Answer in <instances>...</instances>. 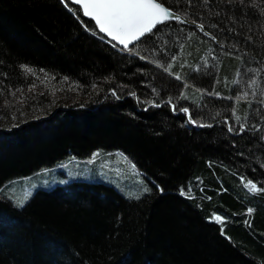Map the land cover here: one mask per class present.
I'll return each instance as SVG.
<instances>
[{
  "label": "trees",
  "instance_id": "1",
  "mask_svg": "<svg viewBox=\"0 0 264 264\" xmlns=\"http://www.w3.org/2000/svg\"><path fill=\"white\" fill-rule=\"evenodd\" d=\"M256 4L168 0L219 46L171 21L130 53L89 31L92 22L62 0H0V264L264 260V191L239 179L264 187V4ZM173 54L172 70L184 81L165 70L169 64L152 63ZM241 92L247 96L237 99ZM97 149L125 157L152 191L127 198L111 185L73 179L36 190L21 206L2 194L12 180L88 161Z\"/></svg>",
  "mask_w": 264,
  "mask_h": 264
},
{
  "label": "snow or ice",
  "instance_id": "2",
  "mask_svg": "<svg viewBox=\"0 0 264 264\" xmlns=\"http://www.w3.org/2000/svg\"><path fill=\"white\" fill-rule=\"evenodd\" d=\"M168 0H165V2H161V0H75V4L82 6L83 14L86 15L89 18H93L95 22V27H98V29L102 32L107 34L108 37H111L114 41H117L119 45L123 46V49L127 52H134V47H129L130 44H136L139 43L141 40H148L152 36L159 35V28L158 25H163L164 22L174 19L176 21L182 20L183 16L178 14V10L174 9L171 6H166ZM177 3H180L181 0H176ZM188 4H192L193 0H186ZM229 3L232 2V0H228ZM241 4L245 2V0H239ZM250 3L256 4V0H249ZM62 3L68 7L72 4V0H62ZM261 4H264V0H260ZM257 7H259V4H256ZM264 11V9H262ZM184 15H187V13H184ZM196 25L198 27H203V25L200 23L199 20L195 21ZM166 26V25H165ZM87 27V25H86ZM95 27H89V31H95ZM209 35H212V33H209ZM164 51H168L167 48H164ZM136 55L139 56V52H136ZM143 59L147 60L149 59L148 56H144ZM178 59V56L173 54L170 57H165L163 60L161 59H155L152 61V63L158 65L160 68L165 69V64H169V66L165 69L168 71L172 76L176 77L177 79L184 81L185 77L181 75L178 71H173L171 67L172 62H176ZM205 59L206 63H210L207 61V58ZM188 62L184 61L183 65H180L181 68L184 67ZM21 68L25 69L28 73L34 74V69L27 63L22 64L20 66ZM196 70L200 71L201 66L196 65ZM40 71H44L41 69ZM6 76L7 73H4ZM237 75H240L237 73ZM48 76H45L44 81L46 82L48 80ZM63 79L67 80L68 77H64ZM233 83H238V81L233 80ZM255 77H253L249 83L255 84ZM193 87H196L195 84L192 85ZM31 87H35L34 85ZM3 89H0V92H2ZM109 91L116 93V89L112 88L109 89ZM156 89H153V92H155ZM199 91L206 92L207 89H199ZM12 95H15V91L12 92ZM131 95L135 96L136 93H131ZM183 95V93H181ZM215 96H221L222 93L219 91L214 92ZM247 96L246 92H241L240 96L237 97L239 99L240 97ZM21 99H25L23 95H21ZM139 99V98H137ZM9 101L5 100V105H7ZM149 103L155 105L157 102L155 100L149 101ZM161 103H164L162 100ZM168 103L171 104V98L168 99ZM147 106V105H146ZM172 110L173 111H181L185 114H187V120L191 124H198L200 121L198 119L194 118L193 113L190 111L189 107H183L178 108L177 105L172 104ZM233 112L236 110L233 108ZM225 120L228 119L227 116L224 117ZM236 120L239 121L240 117L237 116ZM259 127V125H257ZM228 130L233 131L234 126L229 124ZM243 131V129H241ZM100 150L97 149L96 152L92 153V156L95 157L97 153ZM209 163H212L211 161ZM196 179H199L197 177ZM240 181H246L244 184V187L248 188L251 192H257V191H264V187L260 186V182L252 179L247 178L243 175L239 177ZM188 188H191L192 185L189 183L187 185ZM152 188L145 185L141 190V195L146 192H151ZM160 191H164L163 188H160ZM179 191L187 195V192L185 191V186H181L179 188ZM129 196L134 195L133 193H128ZM139 199V197H137ZM18 205H23L24 200L15 201ZM254 211L253 208L248 207L246 208V212L252 213ZM209 219L215 218L218 221H223L226 219L225 216L219 215V214H213V216H209ZM245 223L251 224V221H245ZM221 231H223V228H221ZM260 264H264V260L260 261Z\"/></svg>",
  "mask_w": 264,
  "mask_h": 264
},
{
  "label": "rangeland",
  "instance_id": "3",
  "mask_svg": "<svg viewBox=\"0 0 264 264\" xmlns=\"http://www.w3.org/2000/svg\"><path fill=\"white\" fill-rule=\"evenodd\" d=\"M124 158L122 155L114 156L111 152H107L97 154L88 161H69L12 180L1 189L2 194L15 205L21 206L15 201L24 200L25 203L38 189L50 188L73 179H82L112 185L125 197L136 199L145 194L141 195L142 188L145 185L151 188V184ZM128 193L134 195L129 196Z\"/></svg>",
  "mask_w": 264,
  "mask_h": 264
},
{
  "label": "water",
  "instance_id": "4",
  "mask_svg": "<svg viewBox=\"0 0 264 264\" xmlns=\"http://www.w3.org/2000/svg\"><path fill=\"white\" fill-rule=\"evenodd\" d=\"M71 5L74 6L75 8H77V9L79 10V12H80V14H81V16H82L83 19H86V20L92 22V24H93L94 27H95L94 19H93V18H89V17H87L86 15L83 14L82 6L76 5V4H75V0H72V4H71ZM169 21H175V20H174V19H170V20H168V21H166V22H169ZM182 21L185 22V23H187V24H189V25H191V26H193V27H195V28H197V29H198L203 35H205L206 37H208V38H210V39H212V40H215L213 36L209 35V33H207V32L203 29V27H198V26L196 25L195 22L186 21L184 18H182ZM166 22H164V23H166ZM95 29H96V31H97L98 34H100L101 36H103V37H104L105 39H107L108 41L112 42L116 47H118V48H120V49H123V46H122V45H119V43H118L117 41H114L111 37H108L107 34L102 33V32L98 29V27H95ZM132 45H134V44H130L129 47H131Z\"/></svg>",
  "mask_w": 264,
  "mask_h": 264
},
{
  "label": "bare ground",
  "instance_id": "5",
  "mask_svg": "<svg viewBox=\"0 0 264 264\" xmlns=\"http://www.w3.org/2000/svg\"><path fill=\"white\" fill-rule=\"evenodd\" d=\"M186 21H191V22H195V21H193V20H190V19H187V18H185V17H183ZM86 20V19H85ZM176 21V20H175ZM181 22H183L182 20H180ZM169 22H171V21H169ZM184 24H186V25H189V24H187V23H185V22H183ZM189 26H191V25H189ZM193 27V26H192ZM195 28V27H194ZM197 29V28H196ZM204 29V28H203ZM198 30V29H197ZM205 30V29H204ZM199 31V30H198ZM206 31V30H205ZM207 33H209L208 31H206ZM199 33L202 35V36H204L205 38H207V39H209V40H212V39H210V38H208V37H206L205 35H203L200 31H199ZM212 36V35H211ZM213 42H215V44L217 45V46H219V43L217 42V41H215V40H212ZM187 115V114H186ZM104 185H106V183H103ZM107 185H109V184H107ZM112 186V185H111ZM113 187V186H112ZM115 188V187H114ZM116 189V188H115ZM117 190V189H116ZM117 193H119V194H121L118 190L116 191ZM121 195H123V194H121ZM124 196V195H123Z\"/></svg>",
  "mask_w": 264,
  "mask_h": 264
}]
</instances>
